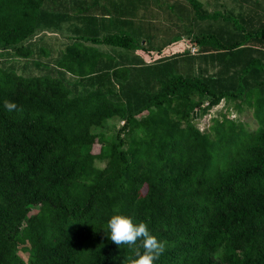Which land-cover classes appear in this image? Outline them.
I'll return each instance as SVG.
<instances>
[{
	"label": "trees",
	"instance_id": "trees-1",
	"mask_svg": "<svg viewBox=\"0 0 264 264\" xmlns=\"http://www.w3.org/2000/svg\"><path fill=\"white\" fill-rule=\"evenodd\" d=\"M45 1L0 0V47L33 54L24 42ZM189 2L207 15L199 0ZM261 17H249L251 24L257 18L252 29L238 25L237 40L222 32L200 34L196 43L205 53H235L250 42L264 49ZM104 41L133 46L127 35ZM110 58L79 38L58 60V76L0 66V264H133V250L104 235L115 212L144 221L163 242L155 264H264V81L257 80L264 60L248 59L233 89L217 78L176 74L155 93L132 90L124 102L112 79L127 78V68ZM66 74L78 78L73 88ZM250 77L256 86L245 93ZM244 93L260 122L254 132L228 119L212 126L214 135L191 123L205 100L212 107ZM4 100L17 109H3ZM144 108L149 113L138 119ZM113 116L133 132L128 141L93 130ZM25 237L27 260L19 254Z\"/></svg>",
	"mask_w": 264,
	"mask_h": 264
},
{
	"label": "rangeland",
	"instance_id": "rangeland-1",
	"mask_svg": "<svg viewBox=\"0 0 264 264\" xmlns=\"http://www.w3.org/2000/svg\"><path fill=\"white\" fill-rule=\"evenodd\" d=\"M199 1L207 13L204 18L196 14L189 0H46L36 32L24 42L32 48L33 54L17 55L13 46L0 47V66L27 77L58 76V60L67 52L69 44L81 38L84 43L96 46L113 58L112 66L127 68V78L113 76L112 79L119 101L129 100L132 90H138L144 96L155 93L163 80L176 74L217 78L233 89L240 83L239 76L248 59L259 56L264 60L263 47L250 42L235 53H205L196 43V37L223 32L224 39L234 38V33L240 32L238 25L244 24L246 29L257 27V18L253 24L248 19L259 15L264 19V0ZM114 34L131 37L133 46L127 48L104 41L106 36ZM92 37H98L100 41L94 43ZM191 44L197 47L194 53ZM64 78L71 88L78 81L70 74ZM254 79H248L245 93L256 86ZM257 80L264 81V73ZM245 93L235 98H223L212 107H208L209 101L205 100L201 108L191 113V123L204 132H212L217 121L228 119L234 121L238 130L244 128L254 132L260 122ZM148 113L149 109L144 108L137 113V118ZM125 122L121 116H113L93 130L104 133L110 141L118 140L121 133L128 141L133 132L128 128L121 129ZM106 163L96 161L102 168ZM36 212L37 208H34L31 214ZM30 248V239L25 237L21 240L19 254L26 260Z\"/></svg>",
	"mask_w": 264,
	"mask_h": 264
},
{
	"label": "clouds",
	"instance_id": "clouds-1",
	"mask_svg": "<svg viewBox=\"0 0 264 264\" xmlns=\"http://www.w3.org/2000/svg\"><path fill=\"white\" fill-rule=\"evenodd\" d=\"M2 107L8 112L17 109L16 103L9 100H4ZM102 229L104 235L119 248L124 245L133 250V264H155L164 251L163 242L157 239L144 221L134 222L132 217L123 213L112 214Z\"/></svg>",
	"mask_w": 264,
	"mask_h": 264
},
{
	"label": "built area",
	"instance_id": "built-area-1",
	"mask_svg": "<svg viewBox=\"0 0 264 264\" xmlns=\"http://www.w3.org/2000/svg\"><path fill=\"white\" fill-rule=\"evenodd\" d=\"M191 48H193V53L197 51V47L193 46L192 44H191Z\"/></svg>",
	"mask_w": 264,
	"mask_h": 264
}]
</instances>
